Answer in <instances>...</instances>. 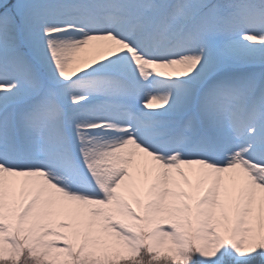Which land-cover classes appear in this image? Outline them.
Segmentation results:
<instances>
[{
    "label": "snow or ice",
    "instance_id": "1",
    "mask_svg": "<svg viewBox=\"0 0 264 264\" xmlns=\"http://www.w3.org/2000/svg\"><path fill=\"white\" fill-rule=\"evenodd\" d=\"M0 264H264V0H0Z\"/></svg>",
    "mask_w": 264,
    "mask_h": 264
},
{
    "label": "rangeland",
    "instance_id": "2",
    "mask_svg": "<svg viewBox=\"0 0 264 264\" xmlns=\"http://www.w3.org/2000/svg\"><path fill=\"white\" fill-rule=\"evenodd\" d=\"M81 55H87V54L85 53V54H81Z\"/></svg>",
    "mask_w": 264,
    "mask_h": 264
}]
</instances>
